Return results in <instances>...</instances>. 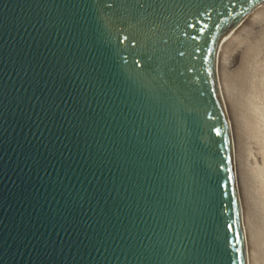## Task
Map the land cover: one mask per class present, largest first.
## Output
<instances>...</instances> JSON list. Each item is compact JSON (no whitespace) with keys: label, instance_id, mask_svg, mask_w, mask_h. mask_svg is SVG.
Wrapping results in <instances>:
<instances>
[{"label":"water","instance_id":"obj_1","mask_svg":"<svg viewBox=\"0 0 264 264\" xmlns=\"http://www.w3.org/2000/svg\"><path fill=\"white\" fill-rule=\"evenodd\" d=\"M261 4L0 0V264H245L213 69Z\"/></svg>","mask_w":264,"mask_h":264},{"label":"rangeland","instance_id":"obj_2","mask_svg":"<svg viewBox=\"0 0 264 264\" xmlns=\"http://www.w3.org/2000/svg\"><path fill=\"white\" fill-rule=\"evenodd\" d=\"M262 5L230 26L227 34L222 33L223 38L219 48H222L224 56L218 50L216 54L218 59L215 62V73L221 70L216 73L218 75L216 87L219 88V98L223 104L226 103V99L221 95L220 86L226 89L237 84L230 98L238 125L234 126L242 134L240 135L242 149L239 150L237 158L239 178L236 183L245 214L243 217L245 228L248 227L246 232L250 233L247 232L249 240L251 239L249 241L251 244L248 245L253 248H249L250 256L252 254L254 256L250 257L251 264H264V7ZM229 40H232L233 44ZM240 52L244 54H241V59L238 60L235 57ZM225 55L229 60L232 59L231 63L238 60L242 64L233 65V62L230 67L225 62ZM221 63L224 65L220 66ZM227 77L228 79L231 77L237 83L231 84V81H227ZM230 155L232 157L231 153Z\"/></svg>","mask_w":264,"mask_h":264},{"label":"bare ground","instance_id":"obj_3","mask_svg":"<svg viewBox=\"0 0 264 264\" xmlns=\"http://www.w3.org/2000/svg\"><path fill=\"white\" fill-rule=\"evenodd\" d=\"M262 5V4H261ZM260 5V6H261ZM263 7H264V5H262ZM259 7V6H258ZM258 7H256V8H258ZM260 8H262V7H260ZM259 8V9H260ZM253 11V10H252ZM251 11V12H252ZM256 11H257V9H256ZM250 12V13H251ZM255 13V12H254ZM248 16V15H247ZM248 22V21H247ZM234 24V23H233ZM233 24H231V25H229L228 27H226L225 29H224V31H223V34H225L226 32H227V30H230L229 28H230V26L232 27V25ZM234 27H235V25H234ZM237 27V26H236ZM252 31V30H251ZM231 32V31H230ZM228 33V32H227ZM226 33V34H227ZM249 35V34H248ZM223 38V37H222ZM222 38H221V40H222ZM228 38V37H227ZM246 38V37H245ZM230 41V43L231 44H233L232 42V40H229ZM229 43V45H230V47H231V44ZM224 45V44H223ZM228 45V44H227ZM223 47V46H222ZM229 47V48H230ZM231 48H233V46L231 47ZM236 48V47H235ZM221 49L222 48H218V50H219V53H221L222 52V54H223V56H224V53H223V51H221ZM239 49V48H238ZM233 50V49H232ZM237 49H235V51H236ZM230 51H231V49H230ZM239 51H240V49H239ZM238 51V52H239ZM241 51H243V50H241ZM225 52V51H224ZM231 52H234V51H231ZM230 52V53H231ZM237 52V51H236ZM245 52H247V51H245ZM218 53V52H217ZM227 54V53H226ZM241 54H244V52H240V54H238L237 53V55H236V57L235 58H237L238 60L239 59H241ZM246 54V53H245ZM232 55H235V54H233L232 53ZM217 57V56H216ZM231 57V56H230ZM225 58H226V55H225ZM217 59H218V57L217 58H215V61H214V69H213V82H214V89L216 90V93L218 94V97H219V93H218V90H219V88H217L216 87V76H218L217 74L221 71H219V69H218V71L219 72H216L215 73V62L217 61ZM237 59H234L235 61L237 60ZM232 60V59H231ZM231 60H229V58H226V60H225V62H227V65H230V67L232 66L231 64L234 62H230ZM237 60V62H234V64L233 65H241L242 63H239V61ZM222 62H224V61H222ZM229 63V64H228ZM221 65H224V63H221L220 64V66ZM218 66V65H217ZM221 68V67H220ZM223 69V68H222ZM227 69H228V67H227ZM227 71V70H226ZM235 78V77H234ZM229 80V81H228ZM227 81L228 82H230L231 81V84H233V83H237V81L236 82H234V79H232L231 77H229V79H228V77H227ZM237 85V84H236ZM236 85H232L230 88H226V89H224L223 87H221L220 86V92H221V95H222V97H224L225 99H226V103L225 104H223V102L222 101H220L221 102V105H222V109H223V113H224V117H225V121H226V125H227V129H228V135H229V148H230V153L232 154V157H231V155H230V160H231V170H232V180H233V189H234V196H235V199H236V204H237V210H238V219H239V223H240V228H241V234H242V241H243V250H244V259H245V264H251V256L253 255L252 253V255L250 256V252H249V248H252V247H249V245H248V243H249V241L251 240H249V236H247V232H248V234H250L249 233V231H247L246 232V228H248V227H246L245 228V224H244V219H243V217H244V211H243V206H242V200H241V197H240V190H239V188H238V184L236 183L237 181H238V176L239 175H237L238 174V170H237V158H238V153H239V150L240 149H242V147H241V144H240V141H241V136L240 135H242V134H240V132L237 130V128L234 126V125H236V126H238L237 125V122H236V119H235V116H234V114H233V111H232V106H231V102H230V98H231V96L233 95V93H234V90L237 88L236 87ZM229 93V94H228ZM240 93V92H239ZM226 95V96H225ZM236 95V94H235ZM220 99V98H219ZM241 99V98H240ZM222 100H223V98H222ZM233 101V100H232ZM233 104V103H232ZM236 112V111H235ZM232 115V116H231ZM241 120V119H240ZM240 122V121H239ZM239 125H240V123H239ZM246 135V134H245ZM242 140H244V139H242ZM241 153V152H240ZM240 158V157H239ZM240 160V159H239ZM239 162V161H238ZM240 166H241V164H240ZM240 172V171H239ZM246 226H247V224H246ZM249 244H251V243H249ZM253 245V244H252ZM253 249V248H252ZM251 251V250H250ZM252 257H254V256H252ZM253 259V258H252ZM253 262V261H252Z\"/></svg>","mask_w":264,"mask_h":264},{"label":"snow or ice","instance_id":"obj_4","mask_svg":"<svg viewBox=\"0 0 264 264\" xmlns=\"http://www.w3.org/2000/svg\"><path fill=\"white\" fill-rule=\"evenodd\" d=\"M239 241H237V243H238Z\"/></svg>","mask_w":264,"mask_h":264}]
</instances>
